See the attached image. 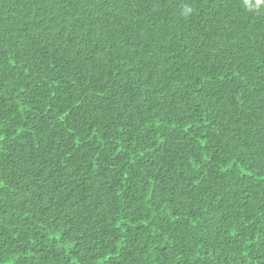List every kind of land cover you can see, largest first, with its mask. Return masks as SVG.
Returning a JSON list of instances; mask_svg holds the SVG:
<instances>
[{"label":"trees","instance_id":"1","mask_svg":"<svg viewBox=\"0 0 264 264\" xmlns=\"http://www.w3.org/2000/svg\"><path fill=\"white\" fill-rule=\"evenodd\" d=\"M0 264H264V0H0Z\"/></svg>","mask_w":264,"mask_h":264},{"label":"clouds","instance_id":"2","mask_svg":"<svg viewBox=\"0 0 264 264\" xmlns=\"http://www.w3.org/2000/svg\"><path fill=\"white\" fill-rule=\"evenodd\" d=\"M260 2V0H257V3H259Z\"/></svg>","mask_w":264,"mask_h":264}]
</instances>
